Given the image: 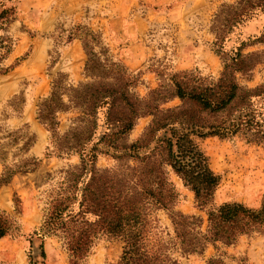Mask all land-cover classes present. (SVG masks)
<instances>
[{"label": "rangeland", "instance_id": "374dc122", "mask_svg": "<svg viewBox=\"0 0 264 264\" xmlns=\"http://www.w3.org/2000/svg\"><path fill=\"white\" fill-rule=\"evenodd\" d=\"M237 1L0 0V13L9 9L14 13L6 25L0 19V69L6 70L0 74V216L8 228L0 238V264H70L62 239L45 236L41 230L50 202L63 198L71 186L83 188L88 180V176L78 183L68 179L66 172L75 173L80 155L78 149L64 152L63 147L80 141L85 159L90 152L96 153V169L116 166L109 146L97 143L105 132L104 109L99 110L92 133L91 120L77 121L82 114L73 108L56 111L53 136L37 120L38 107L53 87L61 91L62 103L68 106L67 96L74 95L65 90L92 83L85 73L88 57L83 42L98 54L101 66L97 72L101 76L112 75L110 63L122 65L136 80L132 92L143 98L173 73L216 78L222 70L221 56L242 42L243 54L264 50V46L252 43L264 26V15L259 14L223 33L220 47L214 45V19L223 6ZM253 75L249 85L264 80V67H258ZM179 104L175 99L164 107ZM149 121L150 117L139 118L119 145L135 142ZM197 142L211 170L220 177L212 205L237 202L260 207L264 199V150L238 137H208ZM122 162L120 169L125 171ZM133 165L129 161V166ZM86 169H90L87 161ZM168 179L178 194L175 210L205 219L204 211L196 209L192 193L180 180L173 174ZM155 216L169 227L164 212ZM218 247L219 252L208 247L183 264H206L218 253H224L220 256L224 264H264V227L260 233L240 237L230 247ZM119 253L118 244L98 237L82 264H110Z\"/></svg>", "mask_w": 264, "mask_h": 264}, {"label": "trees", "instance_id": "16d2710c", "mask_svg": "<svg viewBox=\"0 0 264 264\" xmlns=\"http://www.w3.org/2000/svg\"><path fill=\"white\" fill-rule=\"evenodd\" d=\"M9 11L0 13L2 25L13 20L14 13ZM258 14L264 15V0H238L223 6L213 21L214 45L220 47L223 33ZM252 43L264 46V26ZM244 44L221 56L222 70L216 78L173 73L140 98L132 92L136 80L122 65L110 63L112 75L101 76L97 72L101 66L98 54L83 42L88 57L85 73L92 83L65 90L74 95L67 96L68 106L62 103L61 91L53 87L37 111V120L53 136L56 111L76 109L82 114L77 121L91 120L92 133L98 112L104 109L105 132L97 143L107 144L116 162L112 169H96V153L90 152L85 159L80 141L61 150H79L80 165L74 168L75 173L66 172L68 179L78 183L88 176V180L83 188L71 186L63 198L50 202L41 230L45 236L62 239L70 264H82L98 237L120 246L118 257L110 264H183L208 247L219 252L218 246L230 247L240 237L262 231L264 199L258 208L237 202L212 205L220 177L211 170L197 142L208 137H238L264 150V80L249 85L254 71L264 67V50L243 54ZM4 73L6 70L0 69V74ZM175 99L179 105L164 107ZM142 117H150V121L140 137L119 145ZM123 160L125 171L119 164ZM86 161L90 164L88 171ZM129 161L134 165L129 166ZM169 174L192 193L195 207L204 211L205 219L175 210L178 194ZM160 211L169 219V227L155 216ZM7 231L6 220L0 216V238ZM223 254L210 257L206 264H224ZM40 257H44L42 249Z\"/></svg>", "mask_w": 264, "mask_h": 264}, {"label": "crops", "instance_id": "0c3cea01", "mask_svg": "<svg viewBox=\"0 0 264 264\" xmlns=\"http://www.w3.org/2000/svg\"><path fill=\"white\" fill-rule=\"evenodd\" d=\"M74 47H75V45H74ZM61 62H64V61H61ZM71 71H72V69H71ZM84 76V75H83ZM67 77V76H66ZM72 82V81H71Z\"/></svg>", "mask_w": 264, "mask_h": 264}]
</instances>
